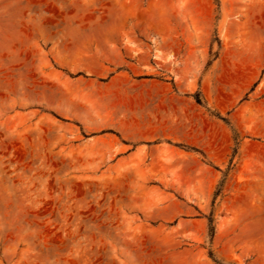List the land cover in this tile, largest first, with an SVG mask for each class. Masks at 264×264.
<instances>
[{
    "label": "rangeland",
    "instance_id": "374dc122",
    "mask_svg": "<svg viewBox=\"0 0 264 264\" xmlns=\"http://www.w3.org/2000/svg\"><path fill=\"white\" fill-rule=\"evenodd\" d=\"M189 1L0 0V264H264V0Z\"/></svg>",
    "mask_w": 264,
    "mask_h": 264
},
{
    "label": "crops",
    "instance_id": "0c3cea01",
    "mask_svg": "<svg viewBox=\"0 0 264 264\" xmlns=\"http://www.w3.org/2000/svg\"><path fill=\"white\" fill-rule=\"evenodd\" d=\"M190 1L189 0H184V2L182 3V6H180V8L182 9V16H183V19L185 20L184 21V25L185 24H188L187 23V10L189 9V5H190ZM195 3H193V5H194ZM189 13V12H188ZM188 19H192L191 17H189L188 16ZM194 24V23H193ZM212 25V22L210 23V25L208 26V27H210ZM230 25V24H229ZM229 25H228V27H229ZM232 25V24H231ZM230 28H226V30H225V33H227V30H229ZM184 39V38H183ZM243 40V39H242ZM244 46V45H243ZM243 49V48H242Z\"/></svg>",
    "mask_w": 264,
    "mask_h": 264
},
{
    "label": "trees",
    "instance_id": "16d2710c",
    "mask_svg": "<svg viewBox=\"0 0 264 264\" xmlns=\"http://www.w3.org/2000/svg\"><path fill=\"white\" fill-rule=\"evenodd\" d=\"M197 103H201V100L199 98L196 99Z\"/></svg>",
    "mask_w": 264,
    "mask_h": 264
}]
</instances>
